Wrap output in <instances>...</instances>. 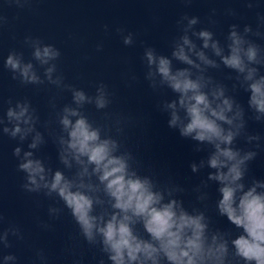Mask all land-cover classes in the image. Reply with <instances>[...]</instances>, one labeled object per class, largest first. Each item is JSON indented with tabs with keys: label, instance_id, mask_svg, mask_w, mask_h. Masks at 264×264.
<instances>
[{
	"label": "clouds",
	"instance_id": "clouds-1",
	"mask_svg": "<svg viewBox=\"0 0 264 264\" xmlns=\"http://www.w3.org/2000/svg\"><path fill=\"white\" fill-rule=\"evenodd\" d=\"M247 6L253 7L251 0ZM229 13L234 14L231 10ZM258 19L260 23L255 31L249 25H245L242 32L237 24L230 26L226 37L227 54L220 41L213 38V31L203 28L193 33L203 41L202 48H211L220 63L209 58L203 50H197L196 44L187 35L193 26L200 23L195 16L185 15L177 22L180 24L186 20L187 25L183 29L185 34L179 37L172 51V59L189 67L173 70L172 59L157 55L152 48L144 52L148 67L145 79L150 82V87H157L155 77L159 76L160 86H167L178 96V99L164 105L170 110L168 126L177 129L181 137L206 143L214 149L208 156L207 166L215 172L209 173L208 179L221 185L218 189L222 197L218 201L219 214L242 230V234L231 244L235 255L245 264H264V192H257L258 187L264 188V182L254 181L252 187L244 190L245 186L240 181L248 170V162L257 156V152L244 151L235 147L234 142L244 136L251 144L252 141H259L260 137L246 133L245 108L233 96L226 95L225 85L204 73L209 67L219 68L220 64L234 71L237 83L233 88H242L250 94L247 101L252 112L250 118L264 122V74L260 73V69L264 68V47L252 39H264V32L260 31L264 27V16ZM209 23L215 24L216 21L210 17ZM133 42L132 33L123 37L124 45L130 46ZM35 44L33 56L41 65H49L50 61L61 57L60 50L54 45L40 47L38 40ZM101 50L102 46H97V51ZM4 67L22 85L44 82L31 62H22V54L10 53ZM192 68L197 69L198 74L194 75ZM56 71L57 65L52 63L45 69L44 75L49 83L70 91L72 103L76 105H65L59 116L61 131L65 135L56 140L58 158L65 169L71 171L73 162L78 168L67 176L61 170L51 172L41 159L34 158L31 150L45 143L43 135L35 129L39 117L29 101H17L15 107H8L6 112L8 122L14 121V126L11 129L5 126L2 131L13 139L19 136L21 141L35 133L28 144L30 150L23 153V160L17 166L18 171L26 174L22 189L27 193L43 192L44 196H54L62 202L63 207H49V216L59 218L67 209L80 236L90 246L99 245L111 264H147V261L159 264L161 257L166 258L168 264H225L228 241L222 239L220 233L213 234L209 241L204 214H189L182 202L175 199L164 202L163 192L155 190L152 179L140 176L131 169V154L120 152L119 142L111 136L102 137V129L94 126L81 112L85 104L93 102L97 109L108 107L107 85L99 83L96 95L91 97L84 90L66 84L62 74L54 79ZM180 110L184 112L183 118ZM73 117L75 120L71 119ZM3 123L0 119V124ZM256 146L259 147V144ZM20 154L21 148H14L13 155L20 157ZM191 168L193 172L197 171L195 164ZM92 177L96 178V182L92 181ZM104 198L113 211H98V206L102 208L106 203ZM136 224H142L151 237L150 241L136 234ZM42 226L50 227L47 224ZM9 236L17 240L24 238L19 227L10 225L0 231V248L12 246ZM36 255L41 264H46L42 251H37ZM2 258L5 262H17L13 254ZM98 264H105L104 259L101 258Z\"/></svg>",
	"mask_w": 264,
	"mask_h": 264
}]
</instances>
